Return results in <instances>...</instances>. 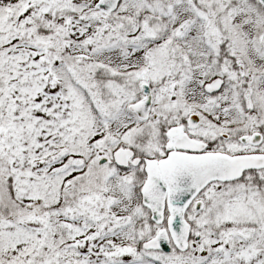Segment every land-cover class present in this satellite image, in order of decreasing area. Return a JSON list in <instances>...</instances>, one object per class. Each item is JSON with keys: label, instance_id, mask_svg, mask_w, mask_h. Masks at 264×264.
Listing matches in <instances>:
<instances>
[{"label": "snow or ice", "instance_id": "6c2138e0", "mask_svg": "<svg viewBox=\"0 0 264 264\" xmlns=\"http://www.w3.org/2000/svg\"><path fill=\"white\" fill-rule=\"evenodd\" d=\"M0 264H264V0H0Z\"/></svg>", "mask_w": 264, "mask_h": 264}]
</instances>
